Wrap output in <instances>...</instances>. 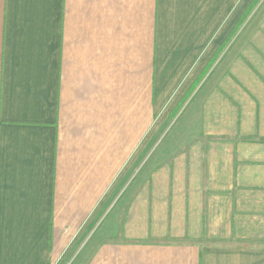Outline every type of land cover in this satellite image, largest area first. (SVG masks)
Wrapping results in <instances>:
<instances>
[{"label": "crops", "instance_id": "0c3cea01", "mask_svg": "<svg viewBox=\"0 0 264 264\" xmlns=\"http://www.w3.org/2000/svg\"><path fill=\"white\" fill-rule=\"evenodd\" d=\"M63 261L264 264V0H0V264Z\"/></svg>", "mask_w": 264, "mask_h": 264}, {"label": "rangeland", "instance_id": "374dc122", "mask_svg": "<svg viewBox=\"0 0 264 264\" xmlns=\"http://www.w3.org/2000/svg\"><path fill=\"white\" fill-rule=\"evenodd\" d=\"M250 11H251V9H250ZM62 264H67V263H65V262L63 261Z\"/></svg>", "mask_w": 264, "mask_h": 264}, {"label": "trees", "instance_id": "16d2710c", "mask_svg": "<svg viewBox=\"0 0 264 264\" xmlns=\"http://www.w3.org/2000/svg\"><path fill=\"white\" fill-rule=\"evenodd\" d=\"M59 264H62V263H59Z\"/></svg>", "mask_w": 264, "mask_h": 264}]
</instances>
